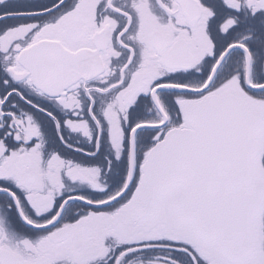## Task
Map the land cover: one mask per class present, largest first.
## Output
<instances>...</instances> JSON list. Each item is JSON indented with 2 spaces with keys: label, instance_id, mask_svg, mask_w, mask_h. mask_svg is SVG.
<instances>
[{
  "label": "snow or ice",
  "instance_id": "1",
  "mask_svg": "<svg viewBox=\"0 0 264 264\" xmlns=\"http://www.w3.org/2000/svg\"><path fill=\"white\" fill-rule=\"evenodd\" d=\"M0 264H264V0H0Z\"/></svg>",
  "mask_w": 264,
  "mask_h": 264
}]
</instances>
